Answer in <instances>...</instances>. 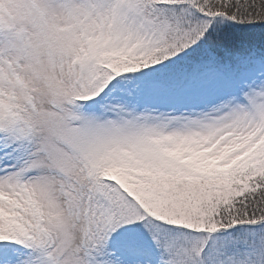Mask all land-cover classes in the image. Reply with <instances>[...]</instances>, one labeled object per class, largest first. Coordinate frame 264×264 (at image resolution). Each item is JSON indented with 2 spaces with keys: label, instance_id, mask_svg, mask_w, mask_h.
I'll return each mask as SVG.
<instances>
[{
  "label": "snow or ice",
  "instance_id": "1",
  "mask_svg": "<svg viewBox=\"0 0 264 264\" xmlns=\"http://www.w3.org/2000/svg\"><path fill=\"white\" fill-rule=\"evenodd\" d=\"M0 264H264V0H0Z\"/></svg>",
  "mask_w": 264,
  "mask_h": 264
}]
</instances>
